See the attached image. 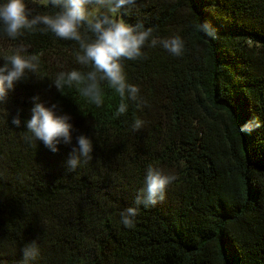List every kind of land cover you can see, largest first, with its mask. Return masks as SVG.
Listing matches in <instances>:
<instances>
[{"label":"trees","instance_id":"trees-1","mask_svg":"<svg viewBox=\"0 0 264 264\" xmlns=\"http://www.w3.org/2000/svg\"><path fill=\"white\" fill-rule=\"evenodd\" d=\"M25 4L33 15L58 11L48 0ZM119 12L150 27L149 39L179 35L184 49L175 56L146 41L140 57H121L138 93L118 115L120 97L106 82L100 106L75 85H51L60 71L90 70L76 61L77 41L42 25L15 38L0 30V63L20 46L38 55L35 74L0 103V264H21L32 240L39 254L29 264H264V0H134ZM33 96L71 115V144L53 153L28 138ZM252 118L259 127L241 132ZM79 134L92 139L91 158L68 171ZM148 165L175 178L163 201L139 206L125 227L120 213Z\"/></svg>","mask_w":264,"mask_h":264},{"label":"clouds","instance_id":"clouds-1","mask_svg":"<svg viewBox=\"0 0 264 264\" xmlns=\"http://www.w3.org/2000/svg\"><path fill=\"white\" fill-rule=\"evenodd\" d=\"M51 7L58 9L52 14H32L25 0H0V30L9 38H15L22 30H32L42 25L56 37L75 40L80 51L76 61L80 65L91 66L88 71L73 68L60 71L51 80V85L59 92L65 87L76 86L79 94L89 103L100 106L104 92L102 82H106L120 97L115 109L116 115L127 109V100H136L138 87L127 82L123 72L121 57L132 60L142 55V47L148 41L160 46L175 56L181 55L184 42L179 35L167 39L150 38L152 29L141 23H129L118 15V11L134 0H48ZM91 33L82 34L81 28ZM197 28L207 37L215 35L210 22L201 21ZM43 30V29H41ZM0 63V103L16 81L27 72L35 74L38 66V55L25 54L23 46L18 47L10 55H5ZM30 117L24 121V127L30 140H39L51 152L55 153L59 144H71L73 125L71 115L66 112L57 113L55 103L45 106L36 96L32 97ZM11 123L19 126V116H13ZM143 121L139 118L132 123L133 130L139 129ZM259 123L252 118L240 125L241 132H250ZM92 139L84 134L75 137L66 158L68 171L91 158ZM174 175L165 174L160 168L148 165L143 177V187L138 190L133 206H128L120 213V223L132 227L139 206H154L165 198L166 186L172 182ZM39 254L35 240L25 243L21 248V264H29Z\"/></svg>","mask_w":264,"mask_h":264},{"label":"rangeland","instance_id":"rangeland-1","mask_svg":"<svg viewBox=\"0 0 264 264\" xmlns=\"http://www.w3.org/2000/svg\"><path fill=\"white\" fill-rule=\"evenodd\" d=\"M118 15H120V16H122L121 14H120V12L118 11ZM123 17V16H122ZM124 18V17H123ZM125 19V18H124ZM126 20V19H125ZM126 22H128L127 20H126Z\"/></svg>","mask_w":264,"mask_h":264}]
</instances>
